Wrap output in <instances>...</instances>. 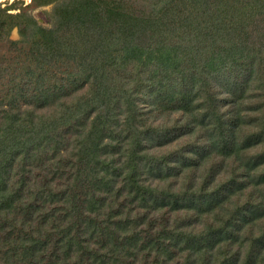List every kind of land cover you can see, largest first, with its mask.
Segmentation results:
<instances>
[{"label":"trees","instance_id":"trees-1","mask_svg":"<svg viewBox=\"0 0 264 264\" xmlns=\"http://www.w3.org/2000/svg\"><path fill=\"white\" fill-rule=\"evenodd\" d=\"M19 2L0 264H264V0Z\"/></svg>","mask_w":264,"mask_h":264},{"label":"rangeland","instance_id":"rangeland-1","mask_svg":"<svg viewBox=\"0 0 264 264\" xmlns=\"http://www.w3.org/2000/svg\"><path fill=\"white\" fill-rule=\"evenodd\" d=\"M16 1H20V2L17 3L15 8L11 10L12 12H17L18 9H20L24 5L29 4L32 0H5V1L0 2V5L5 7L7 5L15 3ZM21 1H23V3ZM146 4H148L147 6L151 7L152 9H154V7H157L155 5L153 6V4L150 3V2H147ZM155 11H156V9H155ZM31 12H32V15L37 19V21L41 25H43L45 27H53V26L56 25L57 18H56V15H55V5L54 4L38 7L36 9H33ZM11 38L14 39V40H18V39L21 38V33L19 32L18 28H15L12 31ZM232 75H231V77H233ZM0 91H2V90L0 89ZM215 91L218 92L219 91V87H215ZM0 97L2 98V94L1 93H0Z\"/></svg>","mask_w":264,"mask_h":264},{"label":"bare ground","instance_id":"bare-ground-1","mask_svg":"<svg viewBox=\"0 0 264 264\" xmlns=\"http://www.w3.org/2000/svg\"><path fill=\"white\" fill-rule=\"evenodd\" d=\"M2 1H5V0H0V2H2Z\"/></svg>","mask_w":264,"mask_h":264}]
</instances>
